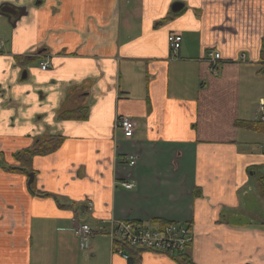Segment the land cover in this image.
<instances>
[{
  "label": "crops",
  "instance_id": "crops-1",
  "mask_svg": "<svg viewBox=\"0 0 264 264\" xmlns=\"http://www.w3.org/2000/svg\"><path fill=\"white\" fill-rule=\"evenodd\" d=\"M5 3L22 11H0V264H264V0ZM154 219L189 226L183 254L113 250L111 220ZM72 220L95 231L82 248Z\"/></svg>",
  "mask_w": 264,
  "mask_h": 264
},
{
  "label": "built area",
  "instance_id": "built-area-1",
  "mask_svg": "<svg viewBox=\"0 0 264 264\" xmlns=\"http://www.w3.org/2000/svg\"><path fill=\"white\" fill-rule=\"evenodd\" d=\"M181 38V34H169L168 42L172 56L178 53ZM219 59V52H208V61L213 66ZM38 65L42 70L47 69V59L41 60ZM261 120H264V112ZM115 126L125 138H131L135 129V122L128 116L121 115L116 117ZM126 159L128 164L134 165L135 159L132 155L124 158V160ZM120 185L125 189H131L135 186V183L123 181L120 182ZM72 224L79 238V245L82 248L84 247V241L93 235L95 231L85 222L72 220ZM104 230L111 239L113 250L124 257H128V254L124 251L123 244L135 249L149 250L167 256H177L186 251L188 244L192 240L189 226L186 223L173 221L161 225H149L134 220H111Z\"/></svg>",
  "mask_w": 264,
  "mask_h": 264
},
{
  "label": "trees",
  "instance_id": "trees-1",
  "mask_svg": "<svg viewBox=\"0 0 264 264\" xmlns=\"http://www.w3.org/2000/svg\"><path fill=\"white\" fill-rule=\"evenodd\" d=\"M87 113H88V111H87L86 107H81V108H77V109H70V110H64V111L61 112L59 118H62V119H77V120L81 119L82 120V119L86 118ZM47 143L49 144L48 147H47V150L51 151L55 147L58 146L59 142H47ZM35 151L38 152L37 149ZM18 159H20V158H18ZM259 183H260V185H261V187L263 188V191H264V174H262L259 177ZM152 222H157L160 225L166 223V222H162V221L157 220V219L152 220ZM123 249H124L125 252H129V253H132L134 250H136L135 248L130 247V246L125 245V244H123ZM171 257H175V256H171ZM176 260L179 261L182 264H189L187 259L176 258Z\"/></svg>",
  "mask_w": 264,
  "mask_h": 264
},
{
  "label": "rangeland",
  "instance_id": "rangeland-1",
  "mask_svg": "<svg viewBox=\"0 0 264 264\" xmlns=\"http://www.w3.org/2000/svg\"><path fill=\"white\" fill-rule=\"evenodd\" d=\"M101 235L102 234L97 233V236H101ZM85 243H86V240L84 241V246H85ZM86 252H87L86 257L83 260L79 261V264H107L108 259L103 252L98 251L94 254V256H92L89 251H86Z\"/></svg>",
  "mask_w": 264,
  "mask_h": 264
},
{
  "label": "water",
  "instance_id": "water-1",
  "mask_svg": "<svg viewBox=\"0 0 264 264\" xmlns=\"http://www.w3.org/2000/svg\"><path fill=\"white\" fill-rule=\"evenodd\" d=\"M0 11L5 12L9 15L19 16L21 14L22 9L17 8L16 6L10 3H5L3 6H1Z\"/></svg>",
  "mask_w": 264,
  "mask_h": 264
}]
</instances>
